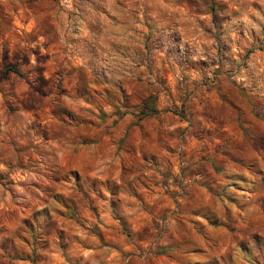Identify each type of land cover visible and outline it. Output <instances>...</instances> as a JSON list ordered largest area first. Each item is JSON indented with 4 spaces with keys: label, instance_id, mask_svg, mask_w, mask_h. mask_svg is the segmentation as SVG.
<instances>
[{
    "label": "rangeland",
    "instance_id": "rangeland-1",
    "mask_svg": "<svg viewBox=\"0 0 264 264\" xmlns=\"http://www.w3.org/2000/svg\"><path fill=\"white\" fill-rule=\"evenodd\" d=\"M0 264H264V0H0Z\"/></svg>",
    "mask_w": 264,
    "mask_h": 264
},
{
    "label": "crops",
    "instance_id": "crops-1",
    "mask_svg": "<svg viewBox=\"0 0 264 264\" xmlns=\"http://www.w3.org/2000/svg\"><path fill=\"white\" fill-rule=\"evenodd\" d=\"M246 193H247V196H246V199H244V203L243 204H245V203H247V205H248V207H246V208H244V209H239V208H237L236 206H233L232 207V209H233V211L235 212L236 210L238 211V212H241V214L242 215H250L251 214V212H250V210L249 209H251L249 206H250V203H251V200L249 199V196H251V194H250V192L249 191H246ZM187 202V201H186ZM218 202H221L220 200L218 201ZM221 206V205H220ZM231 208V207H230ZM204 221V220H203ZM168 228H169V235H170V240H178V241H182L183 239V237H181V236H178L177 234H176V232H175V230H174V228L173 227H171V224L169 223V225H168ZM207 228V227H206ZM208 228H211V229H215V226H208ZM218 229H219V232H223V234H227L228 232H227V229H226V227H224V226H221V225H219L218 226ZM206 240H208L207 238H205ZM189 240H192V239H189ZM202 240V239H201ZM192 242V244L194 243V244H197L198 242L196 241V240H192L191 241ZM192 256L194 255V253L192 254V253H190Z\"/></svg>",
    "mask_w": 264,
    "mask_h": 264
}]
</instances>
